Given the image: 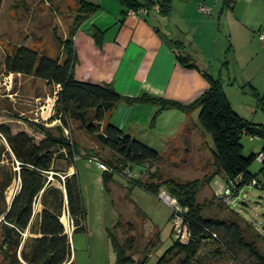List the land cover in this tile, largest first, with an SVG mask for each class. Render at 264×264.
<instances>
[{"label": "trees", "instance_id": "16d2710c", "mask_svg": "<svg viewBox=\"0 0 264 264\" xmlns=\"http://www.w3.org/2000/svg\"><path fill=\"white\" fill-rule=\"evenodd\" d=\"M53 1V0H48ZM127 9H155L161 15H169L171 0H120ZM236 0H220L218 19L231 9ZM76 14L69 35L60 42L61 56H50L28 45H20L6 55L4 68L7 73L33 75L44 80L48 85L57 86L53 113L49 122L59 121V124L47 126L45 121H31L25 118L34 132L43 137L40 141L33 134L25 130L14 132L8 125L0 121V136L6 142L1 144L0 152L8 159L12 167L0 164V226L2 227V244L0 245V264H25L20 262L17 251L22 242V232L35 226L39 236L32 238L27 244L28 250L22 251V257L27 264H66L71 261V239L61 221V211L66 205L70 217L74 221V230L84 228L86 216L77 173L68 174V168L74 166L76 157H90L81 155L82 149L73 137H68L64 130H71L72 123H78L84 131L96 137L97 141L112 152L110 159L102 161L108 170H104L105 182L113 179L118 173L131 177L135 165L147 168L148 179H130L149 193L158 196L160 188L166 187L171 195L177 199L183 209V221L188 228L187 243L176 241L162 254L155 264H195L199 249L204 241L216 244L212 251L215 256L233 253L241 249L257 261L264 264L261 254L253 241L245 239L239 223L234 219H221L206 216L204 206L198 201L197 195L202 180L194 179L179 182L175 179H164L156 170H151L155 164L163 161L164 155L148 143L132 136L120 126L111 121L113 109L124 101L154 103L158 105L152 117L154 123L157 116L164 109H178L192 111L199 109L198 119L203 130L210 133L213 139L211 151L215 173L222 175L235 192L256 179L257 173L250 167L262 153L264 145L258 152L245 156L242 152L241 137L243 133L264 138V125L248 120L240 115L232 106L224 89V79L215 77L207 70H201L209 82L204 90L191 103L184 104L176 100L141 94L130 97L121 94L110 83H96L79 80L75 77V49L73 35L85 18L98 9V5L86 0H76ZM98 31L93 32L96 42L101 38ZM227 46L223 66L229 63V55L233 51V44L226 35ZM177 49L176 57L181 65L188 68H198L190 47L184 40L174 38ZM230 80V83H234ZM249 85L253 95L264 108V97L256 88L246 81L243 88ZM72 135V134H71ZM65 157L67 169L64 179L54 174L64 190L52 185L49 172L54 169L56 158ZM1 159V158H0ZM15 163L17 169H13ZM264 171V159L261 162ZM126 171V172H125ZM14 178H18V188L12 201H7V188ZM208 179V177H207ZM258 182V181H257ZM258 184V183H257ZM39 200L42 209L35 212V203ZM131 229V223L128 224ZM112 245L117 259L115 264H136L132 256L135 244L134 235H127L125 241H118L114 233H110ZM26 246V245H25ZM26 246V247H27Z\"/></svg>", "mask_w": 264, "mask_h": 264}, {"label": "rangeland", "instance_id": "374dc122", "mask_svg": "<svg viewBox=\"0 0 264 264\" xmlns=\"http://www.w3.org/2000/svg\"><path fill=\"white\" fill-rule=\"evenodd\" d=\"M218 13L217 11L215 17L218 21L219 36L224 41L228 39L226 36L228 34L231 40L230 33L224 31L228 26L224 14L218 19ZM75 14L76 5L72 0H0V121L14 132L25 130L40 141L43 136L34 132L25 118L36 122L45 121L47 126L59 124L57 120L49 122L58 87L48 85L44 80L33 75L7 73L4 68L6 55L17 46L28 45L50 56L60 57L62 52L60 41L69 35ZM261 30H264V26ZM238 33L242 40L240 46H237V55L241 60L239 68L246 74L253 73V67L261 72L264 71V49L261 50L259 56L254 54L255 48L251 49L246 45L247 38L243 36V32L238 31ZM256 33L255 47L258 49L257 45L261 40L259 31ZM218 68L219 63L217 66L215 64V77L218 76ZM241 74L240 71L239 81L233 89L236 93L233 92V95L230 93V99H228L240 115L264 125V108L260 106L249 85L244 88L241 86L246 84L241 80ZM254 77L260 89L254 83L249 82L264 97V81L258 74ZM225 86L229 91L230 86ZM138 112L143 113L141 108ZM124 117H127L126 113ZM195 119L199 123L198 116ZM158 122L157 128L160 130L172 131V127L178 125L179 119L177 116L166 114ZM64 132L79 144L82 149L81 155H90V157H76L74 166L66 171L68 174L77 173L86 211L84 228L77 231L74 230V221L70 217L67 206L65 205L61 211V217L63 214L67 215L68 224L64 222L63 224L71 237L73 263L69 264H115L117 255L110 238L111 232L121 243L125 241L127 235H134L135 244L131 253L136 264H155L176 239L181 242L180 236L177 235L180 220L175 218L177 213L174 211L176 206L181 207L177 199L164 186L160 188L158 196H155L130 181V179L138 178L147 180L148 174L145 166L135 165L132 168L131 177L115 173L113 179L107 184L104 179V170L93 157L102 161L110 159L112 152L109 148L100 144L96 137L88 135L78 123H72L71 130L65 129ZM206 134L210 147L206 146L204 139L201 138L202 146L195 145L191 150L185 149V145L179 140L176 141L179 143L177 149L172 148L174 143L169 149H164V143L167 141L166 135L154 131L149 135L150 140L148 141L150 145L159 148L164 159L155 164L151 170H156L164 179H175L179 182L202 180L197 198L204 206V215L236 220L245 239L253 241L259 252L264 255V171L260 170L263 165L259 160L252 163L250 170L257 173L256 182L258 181V184L250 183L243 186L238 194L234 192L233 201L231 205H228L227 195H225L226 181L214 170L211 155L214 146L213 139L210 133L206 132ZM195 136H197L196 132L193 133L194 138ZM1 138L0 136V146L2 143L8 146ZM241 143L243 154L248 156L252 152L261 150L264 138L243 133ZM0 158L1 165L7 164L8 168L12 167V163L9 164L3 152H0ZM17 168L18 164L15 163L13 169ZM54 169L56 170L49 172V179L52 185L64 190L60 180L65 177V172L62 170L67 169L66 158H56ZM54 174L61 179L56 178ZM18 183V178H14L7 188L8 203L12 201ZM168 195L172 197V203L167 199ZM41 209L42 204L38 200L35 203V212ZM0 221H2V216H0ZM129 223H131V229H128ZM2 233L0 226V245L2 244ZM24 234L17 256L20 262L27 264L22 257V251L25 248L28 250L27 244L39 234L35 226L26 229ZM215 246L216 244L212 241H204L195 264H257L248 252L241 249L233 250V253H224L223 256H215L212 252Z\"/></svg>", "mask_w": 264, "mask_h": 264}, {"label": "crops", "instance_id": "0c3cea01", "mask_svg": "<svg viewBox=\"0 0 264 264\" xmlns=\"http://www.w3.org/2000/svg\"><path fill=\"white\" fill-rule=\"evenodd\" d=\"M86 1L98 5V9L82 21L73 35L74 73L79 80L110 83L125 96L148 94L184 104L191 103L209 87L201 70L215 75V64L217 66L218 63V76L224 79V89L229 99L230 93L233 95L235 92L233 89L239 81L240 71L241 80L254 83L258 89L260 87L254 76L258 74L264 81V71L257 68H252L253 73H244L239 68L241 60L237 55V46L242 41L238 31L247 38L246 45L255 48L254 54L259 56L264 49V41L257 45L258 49L255 47L256 32L260 34L264 31L261 30L264 26V0H236L233 7L225 11L224 19L228 26L224 31L230 33L233 44L227 66H223L222 61L227 55L223 51L226 50L227 40L220 38L215 17L220 10V0H171V11L167 16L155 9L133 14L120 0ZM199 3L210 8L211 12H200ZM95 31L101 32L99 44L93 36ZM174 38L183 39L190 47L198 68L180 64L176 57ZM230 80L235 82L231 84ZM225 85L230 86L229 91ZM139 108L143 113L139 114ZM157 109L158 105L154 103L129 104L121 101L113 109L111 121L149 145L151 133H164L167 137L164 149H169L173 143L172 148L177 149L179 143L176 141L179 140L185 149L191 150L195 145L202 146L201 138L210 147L206 132L195 119L199 109L189 112L164 109L153 124L152 117ZM124 113L127 114L126 118ZM166 114L179 119L172 131L157 128L158 120ZM195 132L197 136L194 138ZM68 235L70 237V232Z\"/></svg>", "mask_w": 264, "mask_h": 264}, {"label": "built area", "instance_id": "2783aa9c", "mask_svg": "<svg viewBox=\"0 0 264 264\" xmlns=\"http://www.w3.org/2000/svg\"><path fill=\"white\" fill-rule=\"evenodd\" d=\"M198 10L200 11V12H204V13H210L211 12V9L210 8H208L207 6H205L203 3H199L198 4ZM131 13H133V14H138V13H145V11H147L146 9H144V8H140V9H137V10H135V9H130L129 10ZM259 39L261 40V41H264V31H262L260 34H259ZM177 51V50H176ZM94 159H96L98 162H99V165H100V167L102 168V169H104V170H108V168H107V166L106 165H104L102 162H100V160L97 158V157H93ZM263 159H264V155L261 153L259 156H258V158H257V160H259L260 162H262L263 161ZM126 172V171H125ZM253 183L254 184H257L258 182H256V180H254L253 181ZM235 191H233V189L232 188H230L229 186H227L226 187V190H225V195H227L226 196V198H227V203H228V205H231V203H232V201H233V199H232V197H233V193H234ZM238 194V193H237ZM167 199L170 201V203H172L173 202V199H172V197H170L169 195L167 196ZM176 213H177V216H175V218H179V222H178V232H177V235H178V237L180 238V241L182 242V243H187L188 242V240H189V232H188V228H187V226L185 225V223H184V221H183V216H182V213H183V210H182V207H178V206H176L175 207V210H174ZM24 234V232H22V235ZM25 235V234H24ZM70 261H68L67 263H69ZM66 263V264H67Z\"/></svg>", "mask_w": 264, "mask_h": 264}, {"label": "bare ground", "instance_id": "6f19581e", "mask_svg": "<svg viewBox=\"0 0 264 264\" xmlns=\"http://www.w3.org/2000/svg\"><path fill=\"white\" fill-rule=\"evenodd\" d=\"M61 221L64 222L65 224H68V220H67V215L63 214V216L61 217Z\"/></svg>", "mask_w": 264, "mask_h": 264}]
</instances>
